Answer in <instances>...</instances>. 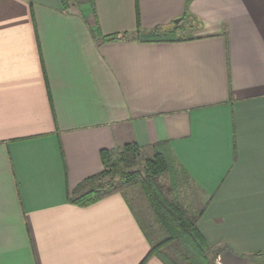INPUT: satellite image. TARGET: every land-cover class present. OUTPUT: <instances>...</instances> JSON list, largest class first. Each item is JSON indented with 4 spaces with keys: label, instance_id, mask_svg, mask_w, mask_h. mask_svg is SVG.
Instances as JSON below:
<instances>
[{
    "label": "crops",
    "instance_id": "crops-1",
    "mask_svg": "<svg viewBox=\"0 0 264 264\" xmlns=\"http://www.w3.org/2000/svg\"><path fill=\"white\" fill-rule=\"evenodd\" d=\"M130 144L199 189L217 264H264V0H0V264H141L124 194L68 200Z\"/></svg>",
    "mask_w": 264,
    "mask_h": 264
},
{
    "label": "trees",
    "instance_id": "trees-1",
    "mask_svg": "<svg viewBox=\"0 0 264 264\" xmlns=\"http://www.w3.org/2000/svg\"><path fill=\"white\" fill-rule=\"evenodd\" d=\"M93 34L95 36V32ZM128 38V34L114 35L108 41ZM131 38L150 41L140 32ZM165 148L166 146H156L154 157L146 160L144 172L134 170L144 151L137 144L127 145L116 152L102 151L103 172L85 180L68 200L77 206H88L136 187L149 204L158 227L166 235L161 242H154L155 245L141 264H146L152 256H157L165 264H214V259L209 255L211 249L198 228V220L205 208L199 214L192 215L182 204L170 199L159 182L164 175H172L173 182H176V177L173 176L177 175L175 161L171 153L165 152ZM143 227L146 229L144 225ZM261 255L264 254L258 253L254 256Z\"/></svg>",
    "mask_w": 264,
    "mask_h": 264
},
{
    "label": "rangeland",
    "instance_id": "rangeland-1",
    "mask_svg": "<svg viewBox=\"0 0 264 264\" xmlns=\"http://www.w3.org/2000/svg\"><path fill=\"white\" fill-rule=\"evenodd\" d=\"M145 38H148V35L145 36ZM149 38L163 39L157 34H154V36ZM154 154L155 151L153 149L144 150L141 153L138 159V164L134 170L144 172L146 160L153 158ZM173 176L176 177L175 183L172 180V175H164L160 178L159 182L163 187L164 193L170 199L182 204L192 215L199 214L204 206L203 204H205L200 196L199 189L191 182L182 170L177 169V175L173 174ZM124 195L136 210L142 224L146 227V232L150 239H153L155 243L161 242L166 235L164 234V231L158 227L154 214L141 191L136 187L130 188L124 192ZM209 255L212 259H214V264H217V258L212 255L211 252Z\"/></svg>",
    "mask_w": 264,
    "mask_h": 264
},
{
    "label": "water",
    "instance_id": "water-1",
    "mask_svg": "<svg viewBox=\"0 0 264 264\" xmlns=\"http://www.w3.org/2000/svg\"><path fill=\"white\" fill-rule=\"evenodd\" d=\"M181 22V19H178L175 21L176 24L180 23Z\"/></svg>",
    "mask_w": 264,
    "mask_h": 264
}]
</instances>
